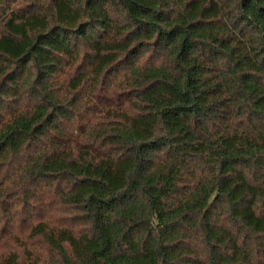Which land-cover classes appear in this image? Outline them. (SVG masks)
I'll return each instance as SVG.
<instances>
[{
  "label": "trees",
  "instance_id": "trees-1",
  "mask_svg": "<svg viewBox=\"0 0 264 264\" xmlns=\"http://www.w3.org/2000/svg\"><path fill=\"white\" fill-rule=\"evenodd\" d=\"M0 264H264V0H0Z\"/></svg>",
  "mask_w": 264,
  "mask_h": 264
}]
</instances>
